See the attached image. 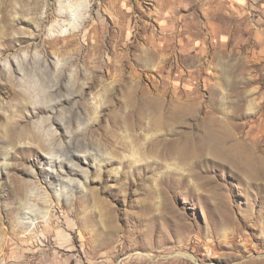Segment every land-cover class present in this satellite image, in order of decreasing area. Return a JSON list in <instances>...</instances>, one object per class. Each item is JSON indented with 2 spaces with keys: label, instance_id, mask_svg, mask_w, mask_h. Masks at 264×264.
Listing matches in <instances>:
<instances>
[{
  "label": "rangeland",
  "instance_id": "374dc122",
  "mask_svg": "<svg viewBox=\"0 0 264 264\" xmlns=\"http://www.w3.org/2000/svg\"><path fill=\"white\" fill-rule=\"evenodd\" d=\"M176 1L179 15L200 4ZM222 2L232 11L223 24L239 25L230 15L242 7L264 24V0ZM171 3L0 0V264H264V61L242 48L219 67L211 49L194 56L157 42L154 12ZM24 70L74 86L57 101L26 99ZM133 90L152 118L116 129L109 118L125 120L119 109ZM73 112L85 123L74 143L101 160L77 153L64 186L50 162L63 159L29 134L46 142L37 125L47 120L69 140L60 119ZM10 130L22 136L9 142ZM101 130L117 139L102 140ZM121 136L136 139L123 147ZM21 182L33 190L20 195Z\"/></svg>",
  "mask_w": 264,
  "mask_h": 264
},
{
  "label": "crops",
  "instance_id": "0c3cea01",
  "mask_svg": "<svg viewBox=\"0 0 264 264\" xmlns=\"http://www.w3.org/2000/svg\"><path fill=\"white\" fill-rule=\"evenodd\" d=\"M164 1L167 3V0ZM172 2L170 5L159 6L154 12L158 23L157 42L177 43L180 53L194 56L203 55L211 49L209 53H213L219 60V67L227 65L226 56L232 59L233 53L242 48L250 52L246 57L250 62L264 61V24L253 22L250 16L246 18V7H242L244 11L238 10L237 14L230 15L239 21V25L234 26L233 23L223 24L220 19L221 14L232 12L227 10L222 0H213L211 7L205 5L206 0H200L198 6L187 5L180 15L177 12V1ZM210 12L212 15H209ZM174 17L175 21L181 19V24L175 22V25L172 21ZM186 18L197 23L195 30L191 29V24ZM170 53V50L164 51V57L170 56Z\"/></svg>",
  "mask_w": 264,
  "mask_h": 264
},
{
  "label": "bare ground",
  "instance_id": "6f19581e",
  "mask_svg": "<svg viewBox=\"0 0 264 264\" xmlns=\"http://www.w3.org/2000/svg\"><path fill=\"white\" fill-rule=\"evenodd\" d=\"M60 6L64 7L63 8L64 10L68 11L70 13V15L74 16V19H76L77 17H80L77 9L73 7L72 3L71 4L68 3L67 5L65 3L64 6L63 5H60ZM77 7H78V5H77ZM79 7H80V5H79ZM61 32H64V29H62ZM85 75H86V73L83 74V76L87 77ZM109 76H111V74ZM60 77H61V75L59 73H53L52 74L48 70H38V71L37 70L36 71H34V70H24V77H23V81H22L23 89L20 92H22L21 94H23V97L26 98V99L27 98H32L33 96L36 95L37 97L40 98V100H47L48 102L54 101V100L57 99L56 98V94L58 93L60 88L63 90V89H67V87L72 88L74 86L73 82H75V81L71 82V78L69 79L70 83L68 85L66 84L67 87L64 86V85H61V83L58 84V79H60ZM72 77H74V80H75V76L72 75ZM130 77L132 78V76H130ZM95 80H96V78H95ZM127 80H128V78H127ZM75 86H77V85H75ZM127 87H130V86L127 85ZM103 88H104L105 92H107V93L110 90V86H105ZM123 89H124V87H123ZM125 90H126V87H125ZM129 90H131V88ZM127 95L131 96L130 99L132 100V99H134V97H136L137 92H136V90H133L132 92L128 93ZM124 102H126V101H124ZM150 105L151 104H149V105H146V104L144 105L143 104L142 105L139 101H137V99H134L132 102L129 100L128 103H126V105H124L121 109H119V113L122 115V118L124 117V119H125L124 121L125 122L122 121V119L120 117L116 118L115 115H114V118H109L110 119L109 122H111L112 123V127L116 128V129L118 127H122V126H124L126 129L135 128V127L139 126V124L142 123V121L144 122V119L146 117H148V118L151 117V110L148 108V107H150ZM114 106H115V103L114 104L113 103L109 104L108 109H114ZM142 115H144V119L143 120L141 119ZM126 118H127V120H126ZM162 120L164 122H167L165 117H163ZM60 121H61V123H62V125H63V127L65 129L64 131H65V133L67 135V138L69 137V140L65 141L64 139H61V137H60L61 135L59 136L58 134H56L55 130L52 129L51 125H48L49 123L47 122V120H43L44 123L42 122V123L37 125L38 131L43 132V133L48 135V139H47L46 142L42 141L41 138H40L41 136L37 135L36 133L31 132L29 135H30V137L33 140L38 142L40 147L46 153H48L51 156L61 157L63 159V161L65 163L62 162V161H60L58 163L56 161H50V162L52 164H55V165L58 164L60 166V168L63 169L65 174L62 175V173H58L57 178H58V180L60 179V181L64 184V186H66V185H69L70 182H72V180H73L72 179L73 177L72 178L70 177L71 176V172H73V169L71 168V166L73 167V166H77L78 165V160L80 158H79L77 153H82L85 157L89 156L90 158H93V159L98 160V161H99L100 158H99L98 154L89 152V149H87V145L86 144H84V143L83 144L74 143L73 139H75L74 137H75V135H77V133L79 131L78 128H80L81 124H85V123H83V121H82L80 116H78L77 114H74V112L73 113H65L63 115V117L60 119ZM100 123H101V119L98 118V124H100ZM147 124L150 125L151 124V120H148ZM10 131L8 132V136H7L8 139H9V142L17 141L18 138H20L22 136L21 135L22 133H20L21 131H19V130L17 132L16 131H11L10 132ZM43 133H41V134H43ZM95 133H96V131H95ZM99 136H100V138L102 140H105L106 142L107 141L108 142H112L115 139H117V133L112 132L111 134H109L107 131H104V130L103 131L101 130V132L99 133ZM125 139L126 138H123L121 136L119 144L121 146H123V147H128L129 144H131V143L133 144V142L136 139V137L133 138L131 142H129V141L127 142L126 141L127 139L126 140ZM142 147H144V146H142ZM142 147L139 148L138 151H140V149H142ZM133 149H134V147H133ZM135 150L137 151V149H135ZM97 157L99 159H97ZM74 171H75V168H74ZM84 173H86V172H84ZM82 175H83V173H82ZM84 175H86V174H84ZM84 175H83V178H84ZM64 178H66L67 180L64 181ZM84 179H86V178H84ZM32 184L27 183V182H21L20 185H19V190L17 188L16 189L18 190V193L20 195H24L25 193L33 190L34 187L32 186ZM46 197L47 196L45 195L44 197H41V198L46 200ZM34 208L35 207L32 206L33 210H34Z\"/></svg>",
  "mask_w": 264,
  "mask_h": 264
}]
</instances>
